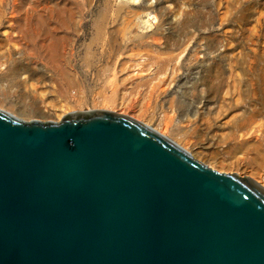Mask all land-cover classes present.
<instances>
[{
  "label": "rangeland",
  "instance_id": "rangeland-1",
  "mask_svg": "<svg viewBox=\"0 0 264 264\" xmlns=\"http://www.w3.org/2000/svg\"><path fill=\"white\" fill-rule=\"evenodd\" d=\"M0 110H105L264 189V0H0Z\"/></svg>",
  "mask_w": 264,
  "mask_h": 264
},
{
  "label": "water",
  "instance_id": "water-1",
  "mask_svg": "<svg viewBox=\"0 0 264 264\" xmlns=\"http://www.w3.org/2000/svg\"><path fill=\"white\" fill-rule=\"evenodd\" d=\"M0 264H264V189L121 114L0 110Z\"/></svg>",
  "mask_w": 264,
  "mask_h": 264
},
{
  "label": "bare ground",
  "instance_id": "bare-ground-1",
  "mask_svg": "<svg viewBox=\"0 0 264 264\" xmlns=\"http://www.w3.org/2000/svg\"><path fill=\"white\" fill-rule=\"evenodd\" d=\"M134 120V119H133ZM136 121V120H135Z\"/></svg>",
  "mask_w": 264,
  "mask_h": 264
}]
</instances>
